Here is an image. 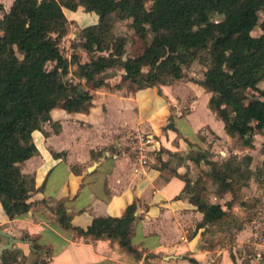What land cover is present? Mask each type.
<instances>
[{
	"label": "trees",
	"instance_id": "1",
	"mask_svg": "<svg viewBox=\"0 0 264 264\" xmlns=\"http://www.w3.org/2000/svg\"><path fill=\"white\" fill-rule=\"evenodd\" d=\"M78 5L96 14L93 23L80 26L76 45L87 54L85 61L77 52L66 57L59 46L67 25L64 10ZM213 13L220 18L211 19ZM115 19H129L140 39L151 34L140 52L123 54L124 37L112 31ZM258 23L260 32L253 35ZM194 58L205 66L196 82L209 92L208 107L230 138L252 147L253 135L264 129V88L257 85L264 78V0H12L0 17V201L6 210L17 214L30 205L33 180L19 163L34 153L31 131L49 119L50 108L86 111L91 104L88 88L102 85L113 68L123 70L115 86L134 91L180 78L183 65ZM260 150L264 153V139ZM185 157L208 165L217 189L229 192L230 207L233 183L242 185L239 179L250 171V154L228 169L198 150ZM173 174L185 182L178 196L186 195L202 214L196 226L204 230L223 221L227 210L219 202L202 199L176 168ZM50 209L59 225L76 235L115 239L136 254L129 237L134 202L119 216H94L84 228L70 223L62 201ZM32 246L38 256L49 255L40 245ZM11 254L3 250L1 261H14ZM29 264H45L44 257Z\"/></svg>",
	"mask_w": 264,
	"mask_h": 264
},
{
	"label": "crops",
	"instance_id": "2",
	"mask_svg": "<svg viewBox=\"0 0 264 264\" xmlns=\"http://www.w3.org/2000/svg\"><path fill=\"white\" fill-rule=\"evenodd\" d=\"M11 1L0 0V17ZM64 14L73 15L75 24L81 16L90 20L94 17L79 26L96 20V14L81 5L64 10ZM122 72L117 70L102 85L88 88L91 104L86 111L52 107L49 119L31 131L35 151L19 163L20 171L33 180L30 205L16 214L0 201V255L8 249L15 258L5 262L0 258V264H29L41 257L45 264H212L208 260L212 250L202 247L198 240L203 227L195 223L202 214L186 195L178 196L184 180L163 172L154 165V159L148 163L136 161L131 147L136 131L146 132L152 145L155 141L166 148L204 145L196 136L201 127L224 142L229 136L222 120L207 105L209 92L190 78L131 91L114 86ZM179 87L189 94L186 105L175 96ZM183 108L187 109L181 113ZM172 113L175 115L169 120ZM168 122H172V128ZM219 152L224 153L222 149ZM233 162L229 155L221 163L228 169ZM180 171L178 166L176 172ZM220 193L225 196L224 204L216 193L210 201L219 202L225 209L230 194ZM58 200L70 214V223L82 228L94 216H119L127 204L134 202L129 237L136 254L115 239L83 237L59 225L50 209ZM33 242L49 255L38 256ZM216 252L215 264H233L226 247Z\"/></svg>",
	"mask_w": 264,
	"mask_h": 264
},
{
	"label": "rangeland",
	"instance_id": "3",
	"mask_svg": "<svg viewBox=\"0 0 264 264\" xmlns=\"http://www.w3.org/2000/svg\"><path fill=\"white\" fill-rule=\"evenodd\" d=\"M262 15L263 13L261 11L260 18ZM209 17L216 20L220 18V15L213 13ZM66 18V32L59 41L62 54L69 58L72 52H77L81 60L85 59L87 58V54L76 44L80 40L79 25L88 22L90 18L88 16H81L77 24L74 23L75 19L73 18L75 17L73 15L68 14ZM128 20L115 19L112 31L114 34L124 37L123 54L133 55L141 51L142 47L149 41L151 34H148L144 40L138 38L129 27ZM251 32L253 35H257L260 32L259 23L255 25ZM47 64L49 65L50 63ZM202 66L204 65L199 63L198 58H194L188 64L183 65L182 76L175 80L182 82L190 78L196 82L202 76ZM142 69L145 70L146 67H142ZM117 70H120V68H113L112 71H107V73L116 74ZM175 80L167 83L158 82L156 85L172 84ZM82 85L87 86L83 83ZM257 85L260 88H264V78ZM175 88H178V86ZM175 96L184 105L189 100V94L184 93L181 87H179V92ZM186 109H181V113L186 111ZM173 115L175 114H169L168 119L171 120ZM183 127H185V124ZM185 128L188 129V126ZM145 133L136 131L134 140L131 143L133 152L136 154V161L144 163L147 160L146 162L148 163L154 159V165H159L162 171L167 174H172L175 168L179 166L181 170L179 174H183L189 180L190 186H193L198 191L202 199L210 201L214 198V193H216L221 196L222 199H220V202L223 204L226 202L225 196L217 189V183L207 174L208 165L202 162H192L185 157V154L198 150L204 152L206 158L217 163H221L229 155H232L234 162L230 164L231 167L240 156L250 154L251 158L248 164L250 171L247 176L239 179L242 185L238 186L236 183H233L234 188H236V193L233 196L234 200L230 207L225 206L227 216L220 223H215L213 226L206 227L204 230L201 228L198 240H200L202 247L212 250L208 258L212 264L216 263L218 259V253L216 251L221 247H226L229 250L233 264H264V153L260 150L261 143L264 139V129L262 133L253 135L252 147H247V151L246 147L239 146L237 140L230 137L224 139V142L220 141V137L207 129V127H201L196 133L198 140L202 141L204 145L194 143L196 145L192 146L189 144L188 148L180 150L166 148L164 145L157 144L155 141L153 143L154 145H152V139L149 138L150 136H146ZM153 136L157 138V135ZM253 142H256V146L253 145ZM219 149H222L224 153L219 152ZM157 157H160V160L164 161L161 163L159 160V163H157Z\"/></svg>",
	"mask_w": 264,
	"mask_h": 264
},
{
	"label": "water",
	"instance_id": "4",
	"mask_svg": "<svg viewBox=\"0 0 264 264\" xmlns=\"http://www.w3.org/2000/svg\"><path fill=\"white\" fill-rule=\"evenodd\" d=\"M167 126H169V127H171L172 128V122H168L167 123ZM7 244H5V246H6Z\"/></svg>",
	"mask_w": 264,
	"mask_h": 264
}]
</instances>
